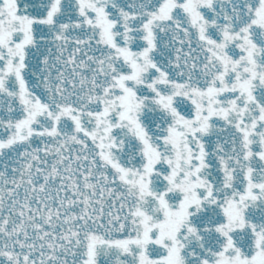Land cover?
Returning a JSON list of instances; mask_svg holds the SVG:
<instances>
[{
	"label": "snow or ice",
	"instance_id": "obj_1",
	"mask_svg": "<svg viewBox=\"0 0 264 264\" xmlns=\"http://www.w3.org/2000/svg\"><path fill=\"white\" fill-rule=\"evenodd\" d=\"M0 264H264V0H0Z\"/></svg>",
	"mask_w": 264,
	"mask_h": 264
}]
</instances>
